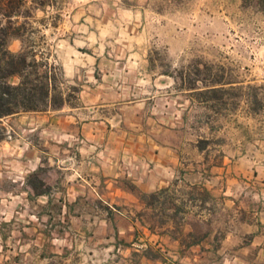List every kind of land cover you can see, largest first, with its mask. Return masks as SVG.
Instances as JSON below:
<instances>
[{"label":"rangeland","instance_id":"1","mask_svg":"<svg viewBox=\"0 0 264 264\" xmlns=\"http://www.w3.org/2000/svg\"><path fill=\"white\" fill-rule=\"evenodd\" d=\"M14 19L27 50L55 75L63 114L105 122L116 133L112 142L136 144L142 135L153 139L169 129L168 139L184 155L264 173V14L255 1L25 0ZM21 40L10 41L11 52L20 51ZM23 115L2 120L0 173L7 177L0 176V264H129L91 251L57 205L44 210L11 194L19 190L6 173L13 158L55 150L50 135L40 134L41 121ZM23 140L35 150L26 153ZM240 180L248 188L259 181ZM220 202L213 203L217 209ZM242 205L250 209L249 228L225 221L227 213L217 216L216 228L236 232L242 243L252 239L243 234L256 232L247 257L233 264H264V205L254 196L242 198ZM256 218L262 222L257 231Z\"/></svg>","mask_w":264,"mask_h":264},{"label":"crops","instance_id":"2","mask_svg":"<svg viewBox=\"0 0 264 264\" xmlns=\"http://www.w3.org/2000/svg\"><path fill=\"white\" fill-rule=\"evenodd\" d=\"M64 111L23 115L41 121L37 126L40 134L50 135L49 144L55 150L42 158L30 154L13 158L6 172L19 189L11 193L13 196L23 195L25 203H39L44 210L57 205L62 219L71 218L74 236L87 242L91 251H106L108 259L118 255L129 264H219L216 260L227 257V263L233 264L239 257H247L258 238L256 232L243 234L252 233V239L242 243L244 239L236 232L221 234L216 228L220 225L217 216L227 213L225 221L249 228L246 215L250 209L242 205V198L254 196L258 206L264 205V173H243L225 168L223 163L208 166L201 154L184 155L168 139L173 135L169 129L155 131L153 139L142 135L136 144L112 142L116 133L105 122H78ZM22 142L26 153L35 150L30 140ZM228 163L237 161L230 159ZM30 175L42 182L41 194L29 186ZM0 176L7 177L5 173ZM242 178L259 179L250 182L258 186L248 188L249 183ZM161 191L160 199L172 200L164 209L156 204L148 206L141 199ZM218 200L219 209L213 204ZM176 207H182L183 212L175 215ZM113 208L126 214L115 213ZM259 221L256 218V231L262 225ZM147 252L155 258L148 259Z\"/></svg>","mask_w":264,"mask_h":264},{"label":"trees","instance_id":"3","mask_svg":"<svg viewBox=\"0 0 264 264\" xmlns=\"http://www.w3.org/2000/svg\"><path fill=\"white\" fill-rule=\"evenodd\" d=\"M24 1L0 0V143L6 133L2 120L19 114L57 111L65 104V98L56 85L55 75L46 69L44 62L30 54L20 32L22 25H16L17 19L14 18L24 6ZM253 1L264 14V0ZM13 39H22V47L17 53L9 49ZM27 182L37 195L43 192V184L36 176L29 177ZM162 192L142 195L141 199L148 206L158 203L164 209L170 203L165 196L160 199ZM182 212V207L175 208V215Z\"/></svg>","mask_w":264,"mask_h":264}]
</instances>
